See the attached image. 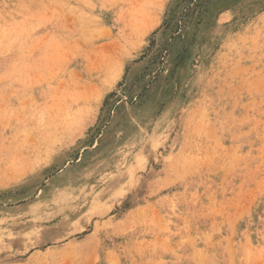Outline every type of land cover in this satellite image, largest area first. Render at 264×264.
I'll list each match as a JSON object with an SVG mask.
<instances>
[{
  "label": "rangeland",
  "instance_id": "rangeland-1",
  "mask_svg": "<svg viewBox=\"0 0 264 264\" xmlns=\"http://www.w3.org/2000/svg\"><path fill=\"white\" fill-rule=\"evenodd\" d=\"M0 264H264V0H0Z\"/></svg>",
  "mask_w": 264,
  "mask_h": 264
}]
</instances>
